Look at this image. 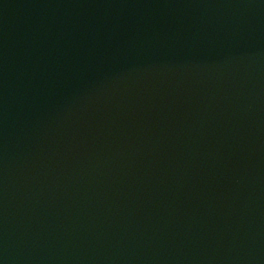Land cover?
Here are the masks:
<instances>
[{"label": "water", "instance_id": "obj_1", "mask_svg": "<svg viewBox=\"0 0 264 264\" xmlns=\"http://www.w3.org/2000/svg\"><path fill=\"white\" fill-rule=\"evenodd\" d=\"M0 264H264V0H0Z\"/></svg>", "mask_w": 264, "mask_h": 264}]
</instances>
